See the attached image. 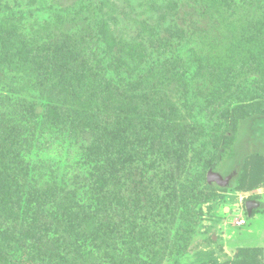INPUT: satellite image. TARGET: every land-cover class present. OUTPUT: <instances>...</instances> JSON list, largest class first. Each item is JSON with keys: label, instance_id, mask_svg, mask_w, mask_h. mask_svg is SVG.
I'll list each match as a JSON object with an SVG mask.
<instances>
[{"label": "rangeland", "instance_id": "rangeland-1", "mask_svg": "<svg viewBox=\"0 0 264 264\" xmlns=\"http://www.w3.org/2000/svg\"><path fill=\"white\" fill-rule=\"evenodd\" d=\"M85 1L0 0V112L10 116L12 113L14 117L21 109L18 103L24 99L39 112L35 116L25 113L19 124L24 130L19 134L23 133L26 140L37 136L28 155L25 153V159L30 169L36 167V172L42 174L40 181L30 182L35 191L32 195L26 191L24 203L38 204L40 198L50 192L51 204H48L50 210L57 213L62 202L60 187H66L64 198L69 192L82 191L85 183V190L91 188L96 198L98 189L104 185L102 196L109 199L110 206H107L106 219L111 217L110 225L112 220L115 222L114 228L118 229L119 236L124 234L123 245L128 247V241L137 235L127 230L131 227L132 213L142 212V221L155 205V191L163 195L168 187L171 192L181 194L183 186L192 182L186 171L198 157L188 147L186 138L194 135L195 122L190 117L194 107L185 85H172L165 90L154 86L151 79H143L139 85L107 81L109 76L95 63L97 4L89 0L86 7H80L79 3ZM98 1V12L106 23L108 36L128 49L124 55H119V47L115 49L118 60H125L122 65L125 69L135 68L126 58L131 46L142 43L150 48L153 43L160 45L165 40L175 42L181 28L189 30L187 36L203 29L204 38L194 49L200 48L198 53L205 55L209 66L213 55L207 53L212 45L218 48L225 45L229 52L240 48L226 36L228 31L221 26L223 19H231L235 28L230 29L239 33L247 22L255 21L253 16L256 19L264 5V0H226L230 8L226 9L229 12L224 17L207 12L202 17L195 0ZM144 23L150 25L151 30L143 26ZM255 38L245 34L241 39L245 44L251 42V46L246 45L245 53H231L230 67L225 71L227 84L223 73L219 77L216 68L208 67L205 77H199L195 87L199 85L198 92L211 99L208 112L212 117L218 105H226L218 92L220 88L235 92L240 77L243 81L262 77V81L254 82L259 92L252 91L247 100L239 101L236 112L237 105H233L230 113L222 114L228 121V133L213 142L216 153L210 170L225 178L234 172L236 175L229 186L207 183L208 186L203 187L206 198L197 206V229L186 254L178 260L180 264H264V184L252 186L256 179L264 176V164L256 162L257 156L264 158V62L257 58ZM41 48L56 54L52 56L55 60L54 56L58 60L69 57L71 70L56 69L52 61L46 68L41 58H31ZM81 71L86 75L79 79ZM234 74H238L236 80L232 77ZM217 78L221 79L213 85V79ZM154 101L162 109L155 106ZM50 108L57 111L53 123L42 114L44 109ZM71 125L78 127L79 132L72 134ZM168 136L173 137L172 142ZM6 141L11 142V138ZM6 141H0L1 150L11 149ZM19 143H23L21 138ZM96 148L104 151L103 157L98 162L88 161ZM96 163L104 168L107 182L97 181L99 171L92 169ZM144 166L151 170L148 179ZM240 175L241 183L237 181ZM31 176L37 179L35 174ZM251 200L261 204L253 218L248 217L246 210V203ZM54 215V231L42 232L31 240L25 237L24 226L10 222L8 216L0 213V248L19 260L9 264H49L56 260V249L71 259L69 264H79L87 249L93 251L101 245L88 235L77 248L71 246L74 233L66 224L56 222L62 221L60 213ZM103 222L101 217L97 220V229L102 235H108L112 226L107 229ZM40 224H46L44 217ZM163 264H173L170 254L163 258Z\"/></svg>", "mask_w": 264, "mask_h": 264}, {"label": "trees", "instance_id": "trees-1", "mask_svg": "<svg viewBox=\"0 0 264 264\" xmlns=\"http://www.w3.org/2000/svg\"><path fill=\"white\" fill-rule=\"evenodd\" d=\"M88 2L89 0L79 3V6L86 7ZM93 3L97 4V10L95 12L97 19L94 23L96 35L94 43L98 47V52L95 63H98L104 73L109 76L107 81L112 83L124 82L127 85H139L143 79H151L154 86L165 90L169 89L172 85H185L188 88V99L194 107L190 117L195 122L192 130L194 135L189 139L185 138L189 143L188 147L196 152L198 159L186 171V175L192 178V182L188 186H183L181 194L171 192L168 187L163 195L162 192L155 191V205L151 207L149 214L142 221L140 220L142 212L135 210L132 213L133 219L130 221L131 227L127 228V230L129 229L131 235H137L128 241V244H130L128 247L123 245L126 241L123 238L124 234L119 236L118 229L114 228V225H116L115 222L112 220V224L110 225L108 220L111 217L108 220L106 219L108 207L110 206H108L109 199L102 196L104 195V185L100 186L102 190L98 189L96 198L91 188L85 190V183L83 184L82 191L79 189V192H69L64 198L62 197L66 191V187H60V200L62 199V202L57 213L61 214L62 218L60 216L59 218L62 221L56 222L62 223L63 225L66 224L68 230L74 233L75 238H72L73 242L71 246L75 248L84 242L83 239H86L88 235L100 241L101 245L93 248L95 253L92 254L93 251L90 249L85 251L84 259H82L85 264H163V258L169 254L172 257L173 264H180L178 260L186 254L187 248L192 242L194 232L197 229L199 217L197 206L202 204L206 198V192L203 187L208 186L207 174L212 166L211 161L216 153L215 143L213 142L217 141L220 136H227L228 133V121L222 117V114L230 113L229 110H231L233 105H237L239 101L247 100L252 91L259 92L254 82L256 80L262 81V77L257 76L252 80L248 78L247 81H243L240 77L238 79V89L235 92H230V88H226L227 91L220 88L218 92L220 96H223L226 105H218L215 109L216 113L214 114L213 112L215 116L212 117H209L208 112L211 99L204 98L202 96L203 94L198 92L199 85H197L196 89L195 87L198 83V78L205 77V73L208 72V67L216 68L219 77H221L220 74L222 73L225 75V71L230 67L229 59L233 55L231 53H234L233 51H236V53H245L244 50L248 49L246 45H249L248 47L251 46V42L245 44L241 39L245 34L249 37L256 36L255 39H257L258 47L257 58L264 62V5L260 9L261 11H258L260 12L258 17L255 19L253 16L252 20L254 19L255 21L253 23L252 21L247 22L246 25L243 23L245 26L239 33L230 29L235 28L233 23H231L232 21H230L231 19H223L221 26H224L228 31L226 36L229 37L228 39L233 40V43H238L240 48H234L229 52L225 45L219 48L215 46L216 44L212 45L215 47L211 46L210 51L207 53L213 55L211 59L212 64L209 66L206 62L205 55L200 56L198 53L200 48L198 50L194 49L195 46L197 47L199 45V40L201 41L204 38L203 29L194 32L195 34L192 32V36H187L189 30L181 28L178 31L179 37L175 38V42L165 40L160 45L153 43L150 48L145 47L142 43H140L141 46L139 44L131 46L126 58H129L135 64V68L128 66L125 69L122 65L126 62L123 58L118 60V56L115 55V49L119 47V55H124L128 49L126 50L123 45H118L113 38L108 36L106 23L98 12L100 3L98 0L93 1ZM195 3L199 5V13L202 17L205 16L206 12L211 16L217 15L218 17H224L229 12L226 9L230 8L226 0H195ZM143 26L151 30L150 25L147 23H144ZM151 33H153V30ZM155 33H157L156 29ZM29 55L30 57L33 55L31 57L33 59L41 58L42 64L46 68L49 66L50 61L54 62L53 65L59 70L69 71L72 67V62L69 57L58 60V57L54 56L57 58L55 60L52 56L56 54H50L46 48H41L35 55H31V53ZM4 59L7 60L5 57ZM262 66L264 68V63ZM85 75L86 73L81 71V77L79 79ZM237 75L234 74L232 77H235L236 80ZM96 76L98 75L96 74ZM219 79L221 78H217V80L213 79V81L215 80L213 85L217 81H220ZM223 81L227 84L226 75ZM105 102L107 101L105 100ZM18 104L21 106V109L14 117L12 113L10 116L6 112H0V141L4 139L6 141L11 138V142L6 141L7 147H11L10 150H6V148L1 150L0 147V213L4 217L8 216L6 218L10 222H19V224L24 226L25 237L32 240L42 232L48 234L54 231L52 225L56 218L54 214L57 213L50 210V192L44 194V197L41 196L39 205L31 202L30 204L24 203L26 191H28L29 195H32L35 191V187L30 182L40 181L42 174L36 172V167L30 169V164L25 159V153L28 155V152H30L31 147L37 140V136L32 135L26 140L23 133L19 134V132L24 131L19 124L25 113L29 112L30 115L35 116L39 115V112L28 100L24 99ZM156 105L159 109H162L159 103L155 102ZM238 106L234 108V112H236ZM54 109L50 108L47 111L44 109L42 112V114H45V120H50L51 123H53L57 116V111ZM104 112L102 111L101 113ZM105 115L107 116L106 119H108L107 112ZM35 119L33 118V120ZM42 126H44V123ZM70 131L72 134H76L79 132V128L71 125ZM19 138L22 139L23 143H19ZM167 138L172 142L173 137L168 136ZM93 155V158L96 160L92 158L88 161L98 162L103 157L104 151L96 148ZM257 157L259 159L256 162L259 165L264 164V158ZM100 167L98 163L92 167L95 171H99L98 175L96 174V179L100 183L102 181L107 182L108 176H105L103 173L104 168L102 167L101 169ZM144 168L147 170L146 177L148 179V174L151 170L147 166H144ZM93 173L92 176L95 175ZM32 174H35L37 179L33 178L31 176ZM241 175L237 180L240 183L242 176H245ZM160 182L158 181L159 185H161ZM260 184H264V176L262 175L255 180L252 186H258ZM158 193L159 195H157ZM174 195L175 198L173 197ZM177 202L180 204L179 212ZM260 209L255 210L251 218L255 217ZM43 217L46 219V224H40ZM100 217L102 222L104 221L103 223L107 229L109 225L112 226L109 227L111 233H107L108 235H102L97 229L96 222ZM58 227L56 225L55 228L58 230ZM26 249V251H29V247H26ZM97 257L98 260H96ZM55 258L56 260L49 264H69L71 262V259L65 258L59 249L55 250ZM10 262L18 263L19 260L15 255L13 256L0 248V264H9Z\"/></svg>", "mask_w": 264, "mask_h": 264}, {"label": "water", "instance_id": "water-1", "mask_svg": "<svg viewBox=\"0 0 264 264\" xmlns=\"http://www.w3.org/2000/svg\"><path fill=\"white\" fill-rule=\"evenodd\" d=\"M236 175V172L230 174L228 177H223L221 174L210 170L207 174V182L209 184L215 183L219 186L226 187L229 186L231 180ZM261 208V204L255 200L248 201L246 203V210L248 217H251L253 212L257 209Z\"/></svg>", "mask_w": 264, "mask_h": 264}]
</instances>
